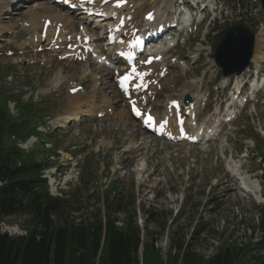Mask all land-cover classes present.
<instances>
[{"label":"rangeland","instance_id":"374dc122","mask_svg":"<svg viewBox=\"0 0 264 264\" xmlns=\"http://www.w3.org/2000/svg\"><path fill=\"white\" fill-rule=\"evenodd\" d=\"M13 1L17 0H0V114L7 108L16 117L14 103L19 102L21 106H31V113L36 115L37 137L18 145L35 163L46 166L43 177L50 194L60 196L62 190L63 201H60L64 204L57 220L59 224H95L99 210L102 212V192L110 180H118L116 199L122 200L123 213L116 215V224L120 226L126 217L133 218L143 229V241L148 242L147 233V237L157 242L155 248L160 251L162 262L171 261L166 257L173 255L171 244L184 243L202 260L227 248L235 249L236 264H264V181L258 185L264 178V93L256 94L254 101L249 102L253 97L245 90L242 98L247 100L242 110L235 114L234 120L224 122L218 136L206 144L189 145L154 138L139 129L133 117H126L120 123L113 118L111 109L107 110L106 119L94 115L104 110L101 108L104 99L114 98L111 84L115 76L110 73L117 68L114 63L99 62L107 56L100 30L97 33L102 38L94 45L101 50V60L93 56L89 57L90 61L60 60L55 47L45 50L42 46L33 48L29 43L23 45L34 33L39 34V29L33 32L23 25L26 17L38 4L49 7V14L55 13L57 10L50 0H21L6 12ZM129 1L132 9L137 5L136 11L138 5L142 6L136 12L139 18L152 7L159 15L171 17L176 3V0ZM220 1H217L219 11L209 15L211 20L218 19L210 22L209 18L190 28L191 34L187 29L186 34L180 35L179 46L173 52L186 61L187 67L180 66L181 69L178 62H172L173 69L167 77L170 85L150 98L153 111L159 116L164 113L167 98L179 99L185 83L201 78V94L205 98L209 96L206 108H201L203 101L199 106L198 124L218 107L222 111L231 103V87L229 94L221 89L231 78H222L219 69L210 64L214 48L231 25H242L253 34L264 30V13L250 0L254 10L251 18L246 16L243 21L237 11H231L230 4L225 6L228 0ZM208 10L211 11V6L203 14ZM39 13H35L36 17H40ZM74 25V30H67V37L78 31L80 25L77 22ZM260 34L264 33L257 35ZM263 46L264 35H261L255 45L257 53L264 50ZM201 48L204 50L200 59L193 61ZM88 68L91 71L85 74ZM260 71L264 76V70ZM98 75H102V80L94 84ZM72 82L81 85L88 97L95 99L93 113L76 112L77 118L72 116L68 104ZM215 94L227 100L222 99L219 104ZM122 108L127 113L126 105ZM25 131L21 129L18 133L23 136ZM3 140L10 141L8 132L3 134ZM231 162L239 166V176L231 175ZM245 176L259 192L256 196L238 189L239 179ZM26 221L24 215L5 217L0 232L10 237L22 236L28 230ZM164 222L167 228L161 232ZM141 258L140 255V264Z\"/></svg>","mask_w":264,"mask_h":264},{"label":"trees","instance_id":"16d2710c","mask_svg":"<svg viewBox=\"0 0 264 264\" xmlns=\"http://www.w3.org/2000/svg\"><path fill=\"white\" fill-rule=\"evenodd\" d=\"M15 110L16 117L7 108L0 114V223L5 217L24 215L28 230L24 237L0 234V264H140V255L141 264H166L155 248L156 241L146 233L148 242L147 239L144 242L143 230L133 218L126 217L120 226L116 224V215L123 213L122 200L116 199L119 195L116 180L110 181L103 192V213L99 210L95 224H59L64 203L49 195L42 178L45 166L35 163L11 141V137L16 142L26 141L37 134L36 115L31 113V107L17 106ZM21 129L26 130L23 136L18 133ZM5 132L10 136L9 142L3 140ZM144 215L149 218L147 212ZM166 225L161 224V232ZM187 247L184 243L171 244L173 255L166 256L171 260L169 264L237 262L235 249L226 248L202 260Z\"/></svg>","mask_w":264,"mask_h":264},{"label":"bare ground","instance_id":"6f19581e","mask_svg":"<svg viewBox=\"0 0 264 264\" xmlns=\"http://www.w3.org/2000/svg\"><path fill=\"white\" fill-rule=\"evenodd\" d=\"M75 1L76 0H72L71 3H75ZM117 1H120V0H95L92 5H85V7L83 8L84 10H82L79 13L78 17H76V18H74V16L68 15V13L69 14H71V13L69 11H67L66 9L60 8L59 6H56V5L55 6H56V8H58V10L55 13L52 12L49 14V11H51L49 7H45L43 5L38 4V5H36L34 11L31 14H28V16L26 17L27 21L23 25L25 27L31 29V30H34L33 32L42 28L45 20H50V25L47 28L45 36H41V35L38 36V35H36L37 34V32H36L29 38L33 42H31L28 39V41L24 42L23 45H26L27 43H29L33 46V48L42 46V47H44V49H47L46 45H50V44L51 45H58L59 47H62L63 45L70 44L71 45L70 48L84 46L85 50L89 49V50H91V53H92L91 47H94L95 49L99 50V48L94 45V42H95V40L97 41V40L101 39L102 37L100 36V34H97V32H95V28L90 27V25H88L87 22H85V21H88V19H87L86 15H84V14L87 12H90V11H94L95 15H96L95 17H97L99 15V13H102V12L106 13L107 11H114L116 9H114L112 5L114 2H117ZM19 2H21V0L13 1V3H11L9 7H7L6 12H9L10 7L11 6L14 7ZM50 2H51V0H50ZM103 2L105 4H108L109 6L104 5V8H103V6H102ZM50 4L52 5V7H54V4L52 2ZM128 5H129V3L125 7L120 8L119 11H116V12L119 13L122 10L125 11L126 7ZM138 6H139V9L137 11H136V8H137V5H136L134 10H132L128 15H126L124 17L119 16V18H118L119 20L124 19V21H128L129 17H131V20L129 22L125 23L124 29H120L118 32L113 33L116 37H118V38L122 37L123 39L127 40L130 37V35L132 34L131 30L133 28H138L144 22L143 16L145 13H143L142 15L140 14V18H142V20L137 21L139 19V16L136 12L140 11V8L142 7L141 5H138ZM4 8H6V7H4ZM151 10H155V9H153V7H152V8H150L149 11H151ZM38 11L41 12V14L39 13L40 17H36L35 13ZM153 15H154V18H153V22L151 24L152 25L151 32L156 31L158 29V27L161 25L160 21H162L161 16L156 11H154ZM41 19H42V23H39L41 21ZM97 21L103 23V24H99L97 26L98 29H100L102 27H104V29H105L106 26H110V24L107 23V20H103L102 18H97ZM164 21H168V20L165 19ZM187 21L188 20L186 19V22ZM75 22H77L79 25H82L84 27H82L79 30V32H76L74 35H72V36L70 35V37H67V34H68L67 30H70V29L74 30L75 29V25H74ZM93 24L94 23H92V25ZM1 29L2 28H0V30ZM260 32L264 33L263 30H261ZM260 32H258V33H260ZM101 35H103V34H101ZM256 35H255L256 41L254 42V47L257 44V42L259 41V37L261 35H264V34H260L257 36ZM55 36H56V39H55ZM78 36L81 37V39H82L81 43L76 42V38ZM93 38H95L94 41H93ZM104 38H105L106 44L102 45V47H104V46L107 47L105 49L107 51V58H105V59H107L111 63L117 64L118 65L117 70H120L121 66L124 65V63L122 61L123 59L118 57V56L117 57L115 56V47H116L115 44L110 45L108 43L109 40L106 37H104ZM165 39H167V38H165ZM65 42H66V44H65ZM154 49H156V51H158L159 53H162L161 44L154 45ZM262 51L260 53H257V48H254L253 59L259 60L260 62H263V56L264 55L262 54ZM65 54H67L66 51L63 53V55H65ZM69 54H71L75 57H82V55L79 54L78 51L76 52L75 50H73ZM91 55L92 54H90V56ZM99 56L102 57V55H99ZM145 57H146V55H144L143 58H145ZM88 60L90 61L91 59H88ZM167 66L171 67V65H169V64ZM89 68L87 70H84L85 74H88V71H91L90 70L91 68L90 69ZM180 68L182 69V67H180ZM94 70H99V69L94 68ZM144 70L146 71V73L150 74V76L152 78H154L153 76L158 77L159 72H160L159 63L155 62V63L151 64L149 68L144 69ZM95 72L98 73L97 71H95ZM112 74H114V73L112 72ZM58 75H57V77H58ZM151 77L146 76L145 79L143 80V83H149L151 81ZM101 80H102V75H98V76H96V78H94L93 83L98 84L99 82H101ZM157 80L158 79H156L155 81H157ZM56 81H57L56 85L58 86L60 83L59 82L60 80L57 78ZM168 81L169 80L167 77H165L161 80H158V82H157L158 86L157 87L162 88V89L165 87H168V85H170V82H168ZM201 81L202 80L198 79V80H191V81L185 83L183 85V92H182L181 96L187 95L189 93L194 94L191 97V99H192L191 106L185 108L186 114H192V116H193V119H192L193 122H192V124L189 125V131L191 133H196V134L202 133L203 136H205L210 131H213L216 134L218 131V128L222 127V125H223V119L225 118L224 116H227L228 112H229V114L230 113L234 114L236 112L235 109L237 110V105L240 104L241 102H243V99L240 100V103H238L237 101L234 102V104L236 106H234L233 108H232V106H229V108L226 110V113L224 115H221V111L217 108V109H215V111H213L211 114H209L207 116V118L202 122L201 125H196V122H195L196 118H197L196 111H197V108L199 106V102H201L203 100V97H202L201 92H200L201 91V86H200ZM242 81H243V78L241 76L236 77L235 88H236V90H238L237 93H239V88L241 87L239 85V83H241ZM259 83H260V86L264 85V78L261 80L258 79L257 82L253 81L252 93H255V91L258 89ZM152 85H154V84H152ZM95 86L93 87V90L96 89ZM74 88H75V86H70L68 88V90L74 89ZM263 88H264V86H263ZM111 89L113 90V94H114L113 100L104 99L102 102L103 104L101 106V108L104 110H98L97 112H95L94 115L96 116L97 114H103V117L106 119V118H108V116L106 114L108 112L107 110L111 109V112L113 111V118H115L116 121L123 123V121L126 120V117H128L130 119L132 116L130 115V113H128V111L126 113L125 108L124 109L122 108V107H124L126 100L123 97V95L120 93V91H118L116 82L111 84ZM112 90H110V91L112 92ZM155 90H156V86L154 85L152 92H154ZM240 93H239V95H240ZM135 95L137 97V101L134 104V106L142 109L143 105L147 102L148 93L143 94L142 92H138ZM239 95L235 98V100L239 99ZM170 99L171 98L166 99L165 105L169 104L171 101L174 100V99H171V100ZM168 101H170V102H168ZM68 102H69L68 104H69L70 110L72 111V116H74L75 118H77V116H78L76 114V112H78V114H80V115H85V114L89 115L90 113H93V110H95V99H93V97H91V96L88 97L86 92L82 91V90L76 91V93L74 95L68 94ZM117 108L118 109L120 108V111L118 110L119 112L116 111V113H114ZM126 108H127V106H126ZM164 112H165V116H169L170 111L166 108V106H165ZM74 114H76V115H74ZM109 118H111V117H109ZM137 126L139 128H141L139 123L137 124ZM174 126H175V122H172L166 128V131H165L164 135H162V138L168 139V140L173 139L175 141H181L182 140V141L186 142L185 138L181 139L179 137L178 131ZM201 129H202V131H201ZM229 169L231 171V175H235V176L238 175L239 176V166L238 165L231 162V166H229ZM240 179H241V183H240V186L238 187V189L242 190L245 193H250V194H253L256 196L258 192L255 191L254 185L251 184L252 181L247 176L241 177Z\"/></svg>","mask_w":264,"mask_h":264},{"label":"water","instance_id":"95a60500","mask_svg":"<svg viewBox=\"0 0 264 264\" xmlns=\"http://www.w3.org/2000/svg\"><path fill=\"white\" fill-rule=\"evenodd\" d=\"M264 9V0H262ZM254 36L242 26L228 29L216 50L215 63L222 68L223 76L239 75L249 66L253 54ZM238 60L240 65L237 70L232 63ZM235 68V69H234Z\"/></svg>","mask_w":264,"mask_h":264},{"label":"snow or ice","instance_id":"6c2138e0","mask_svg":"<svg viewBox=\"0 0 264 264\" xmlns=\"http://www.w3.org/2000/svg\"><path fill=\"white\" fill-rule=\"evenodd\" d=\"M152 17H151V15H149V19H151ZM137 43H139V41H137ZM136 70L135 69H133V72H135ZM129 79V77H124V80L122 81V84L125 82V81H127ZM140 113L139 112H137V115H139ZM152 120V117L151 116H149L148 117V121H151Z\"/></svg>","mask_w":264,"mask_h":264}]
</instances>
